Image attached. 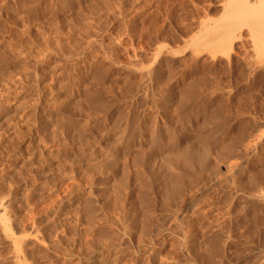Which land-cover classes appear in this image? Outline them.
Wrapping results in <instances>:
<instances>
[{"label":"rangeland","instance_id":"1","mask_svg":"<svg viewBox=\"0 0 264 264\" xmlns=\"http://www.w3.org/2000/svg\"><path fill=\"white\" fill-rule=\"evenodd\" d=\"M231 3L0 0V264H264V39L205 41Z\"/></svg>","mask_w":264,"mask_h":264},{"label":"bare ground","instance_id":"2","mask_svg":"<svg viewBox=\"0 0 264 264\" xmlns=\"http://www.w3.org/2000/svg\"><path fill=\"white\" fill-rule=\"evenodd\" d=\"M232 3L229 6V9H225L224 13H223V22H220L219 21V24L217 25L216 22L215 24L217 25L215 29H209L208 32L207 30L205 32L209 33V35L207 36L208 39H206V35H205V41H212L210 42V44H214L213 46H215L216 44L218 45H222V46H228L226 45L227 43H231V41L229 42V39H230V35L232 36L233 38V35L236 36V37H240L244 32L243 30L241 29L242 26H245L247 29H248V32H249V35L252 33V35H254V38H256V41H255V45H260L261 42L263 41L264 39V0H231ZM221 16V17H222ZM220 19V18H219ZM218 19V20H219ZM217 20V22H218ZM215 27V26H214ZM213 27V28H214ZM246 29V30H247ZM251 35V37H252ZM229 37V39H228ZM242 37V36H241ZM235 38V37H234ZM228 39V41H227ZM231 40V39H230ZM234 41V40H233ZM254 41V40H253ZM227 42V43H225ZM207 43V42H206ZM258 43V44H256ZM208 45H210L209 43H207ZM263 44H264V41H263ZM258 45V46H259ZM254 46V45H253ZM217 47H220V46H217ZM257 47V46H256ZM264 47V45H263ZM261 46V48H263ZM260 48V47H259ZM260 48V49H261ZM188 93V92H187ZM186 97V96H185ZM190 143V142H189ZM188 143V144H189ZM187 144V143H186ZM185 145L181 148H177L175 150H172L174 151L173 152V155L171 154V156H169L168 158V161H166V163L168 162V165L171 169V166L173 163H181V164H188V157L189 159H192L195 158L197 159V157H199V155L201 156V154H198L197 157L195 156V153H196V149L193 150V148L191 149L190 145ZM174 147V146H173ZM190 147V148H189ZM193 147V146H192ZM188 148V149H187ZM189 149H191L190 153H193L194 156L193 158H190L192 157V155H188L189 153ZM195 152H193V151ZM200 150V149H199ZM205 150V149H204ZM142 151V150H141ZM197 154V153H196ZM218 154V153H217ZM164 156V155H163ZM203 157V155H202ZM167 158V157H166ZM145 159V158H144ZM211 160V159H210ZM190 161V162H191ZM202 161V160H201ZM199 162V161H198ZM179 165V164H178ZM174 166V165H173ZM173 166H172V169L171 171L173 170ZM168 167V166H167ZM215 167V166H214ZM127 168V167H126ZM169 169V170H170ZM212 169V167H211ZM178 170V169H177ZM174 173L172 172L173 176L174 175H178V173H176L177 171L175 170L174 168ZM180 171V170H179ZM190 171V170H189ZM168 173L170 171H167ZM167 173V174H168ZM170 173V175H172ZM181 175V174H180ZM232 175V174H231ZM169 177V175H167ZM230 176V175H229ZM227 176V177H229ZM139 178L141 176H138ZM169 178H172L171 176ZM136 180V179H135ZM169 180V179H168ZM181 180V179H180ZM176 181V180H175ZM179 181V180H178ZM177 182V181H176ZM171 185V184H170ZM104 189V188H103ZM104 193V192H103ZM113 193V192H112ZM138 194V193H137ZM132 198V197H131ZM123 208V207H122ZM91 211V210H90ZM5 219L3 218V220L1 221H4ZM5 222V221H4ZM3 224V223H2ZM4 225V224H3ZM8 228V227H7ZM128 228V227H127ZM164 228V227H163ZM5 229H6V226H5ZM132 229V228H131ZM128 230V229H127ZM130 232V231H129ZM159 233V232H158ZM10 236V235H9ZM7 237V236H6ZM151 237V236H150ZM149 237V238H150ZM157 238V237H156ZM185 239V238H184ZM139 241V240H138ZM143 241V239H142ZM145 242V241H144ZM21 243V242H20ZM13 244V242H12ZM15 244V243H14ZM13 244V246H15ZM144 245V244H143ZM19 246V245H17ZM16 246V247H17ZM21 246V245H20ZM142 247V246H141ZM19 248V247H18ZM17 251V250H16ZM104 260V259H103ZM105 261V260H104ZM21 264V263H20ZM115 264V263H114Z\"/></svg>","mask_w":264,"mask_h":264}]
</instances>
